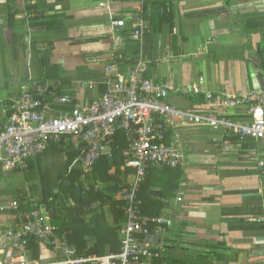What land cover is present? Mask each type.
Instances as JSON below:
<instances>
[{
	"label": "crops",
	"instance_id": "1",
	"mask_svg": "<svg viewBox=\"0 0 264 264\" xmlns=\"http://www.w3.org/2000/svg\"><path fill=\"white\" fill-rule=\"evenodd\" d=\"M138 18L148 28L135 41L132 23ZM121 19L124 27L112 26L111 20ZM139 55L149 62L145 77L171 87L167 103L184 111L210 112L203 97L189 90L200 79L202 89L212 94L240 97L260 92L264 90V0H147L142 4L139 0H0V129L7 120V105L28 79L46 82L57 95L77 103L85 98L93 101L104 91V67L116 64L125 75ZM89 84L94 87L89 89ZM69 108L53 105L54 110ZM218 112L236 122L248 119L244 106ZM175 135L183 147L185 164L149 170L138 192L141 207L147 210L144 213L142 208V212L166 220L160 234V259L155 264H264V140L235 141L232 150L222 154L219 144L224 133L219 128L184 126L169 132L167 139ZM54 150L49 148L32 160L25 174L34 182L38 178L39 188L40 173L46 176L40 161ZM60 153L66 164L68 154ZM101 159L111 163L113 156ZM120 166L122 187L114 195L132 180L133 170L122 171ZM152 186L160 188L159 196L151 194ZM25 198L38 204L41 194L32 199L20 193L12 200L23 202ZM108 205L94 202L91 210ZM108 210L117 225L120 220L115 222ZM96 214L82 218L83 224L71 222L66 237L82 231L84 224L95 228L99 222L100 255L114 253L104 235L110 225L103 213L93 224ZM10 215H1L0 222L13 224ZM83 238L86 250L98 244L96 237ZM38 249L33 260L47 264L59 257L49 246L38 244ZM170 251L183 254L170 258ZM90 255L100 256L98 251Z\"/></svg>",
	"mask_w": 264,
	"mask_h": 264
},
{
	"label": "built area",
	"instance_id": "2",
	"mask_svg": "<svg viewBox=\"0 0 264 264\" xmlns=\"http://www.w3.org/2000/svg\"><path fill=\"white\" fill-rule=\"evenodd\" d=\"M139 1L142 4L147 0ZM111 24L122 28L125 22L111 20ZM132 28L131 38L139 41L148 26L138 18L133 20ZM148 63L139 55L125 75L118 72L116 64L106 65L104 91L93 101L85 98L77 103L57 95L49 85L35 79H28L18 87L7 105L6 123L0 129L2 172H28L29 163L54 145L63 154L76 153L72 167L78 168L83 181L101 158H111L121 135L128 158L121 159L120 169H131L133 174L114 200L124 215L115 231L118 252L100 256L80 254L66 235L57 233L49 213L35 202L0 201V216L11 214L14 221L10 225L4 224V220L0 222V264H45L29 256L27 247L31 239L51 247L59 256L47 264H155L160 259V234L166 220L144 214L138 192L150 169H176L185 164L180 140L177 135L167 139V134L184 126L219 128L224 133L219 144L222 154H228L235 141L264 140V90L240 97L212 94L202 89L200 79L189 90L203 97L210 112L196 114L167 103L168 92L173 89L145 77ZM93 87V84L88 86ZM53 105L70 108L54 110ZM239 106L245 107L246 122L219 115V110ZM26 204L28 208H22Z\"/></svg>",
	"mask_w": 264,
	"mask_h": 264
},
{
	"label": "trees",
	"instance_id": "3",
	"mask_svg": "<svg viewBox=\"0 0 264 264\" xmlns=\"http://www.w3.org/2000/svg\"><path fill=\"white\" fill-rule=\"evenodd\" d=\"M31 25V24H30ZM133 33V30H132ZM42 82V81H41ZM46 83V82H43ZM47 85H49L48 83H46ZM50 86V85H49ZM50 89L53 91V89L50 87ZM54 92V91H53ZM119 137H117V145L118 148L116 150H119L120 152L125 151L126 149V145L125 142L123 140V138L121 137V135H118ZM235 138H233L234 140ZM49 148H54L56 149L57 146L51 145L48 148H46L45 151H47ZM58 149V148H57ZM44 151V152H45ZM60 151V150H59ZM61 152V151H60ZM68 154V158L66 160V164H65V173L61 176V178H57V180L55 181V184L53 183L52 185H48L49 183V175L48 173H46V176L41 172L40 173V184H41V188H40V194H41V198L38 202V206H41L45 209H47L50 212V217L51 220L53 221L52 223L55 222L56 218H61L62 215L65 216L67 215L70 219L73 216L71 213V207H63L61 206V203L58 201L59 197H62L63 195V191L60 188V186H64L66 187V185L64 184L65 180H69L70 181V187H72L73 192L70 194L72 196L73 201L75 202L79 196L82 197V203L83 205L86 207V210L84 209V212L86 214H90L92 212L91 210V205L95 202H99L101 203V205L106 204L110 197H108V195L110 193H116L118 189H120L122 186H120V181H119V162H120V156L116 157L115 159L113 158V161L111 162V164L108 166L106 161H102L103 159H100L91 169L92 170V174L98 172L99 173V178L98 180H92L91 178L85 177L82 182L85 183V186H87L86 188L82 187V184H80V177H81V172L78 171V169H76V174H74L73 169H71V167L73 166V162H72V158H74V156L76 155L75 152L71 151L66 153ZM42 155V154H41ZM39 155V156H41ZM113 155V154H112ZM37 156L36 159L39 157ZM29 170H31V164L29 163ZM90 170V171H91ZM87 175V174H86ZM0 179H2V172L0 170ZM100 183H104V186L99 185ZM79 186L81 188V194L78 195L77 191H76V187ZM55 191V192H54ZM84 194V195H83ZM108 194V195H107ZM85 196V197H84ZM25 197V196H23ZM63 201L66 202L65 197H62ZM26 200V198H25ZM157 203H155L154 205L156 206V212H158L159 210V205H156ZM118 203H112L110 205L111 211L114 214L113 215V219L115 222L122 220L124 218L123 215V211L121 209H119L118 207ZM27 206V205H26ZM118 207V208H117ZM22 208H25L22 205ZM143 208V207H142ZM143 212L147 213V210L143 208ZM153 217H159V216H153ZM96 218V219H95ZM101 218V215L96 214L93 216V221L95 223V221H99ZM54 225V224H53ZM55 226V225H54ZM84 227V230H83ZM82 227V231L80 230L79 232H74V236H69L68 241L70 244H73L77 247V251L78 253L82 254H93L95 251H98V255L101 254L100 248L102 246V243H99L98 240H100V234L101 231L99 230L98 225L96 224L95 228H90L87 225H83ZM58 234H65V230L66 228L61 227V228H57ZM84 236H89L90 238L96 237L97 238V246L93 247L90 250H86L87 248V243L84 240ZM29 246H31L32 248V258H37L38 257V243H36L34 240H30L29 241ZM118 249H116L115 252H118Z\"/></svg>",
	"mask_w": 264,
	"mask_h": 264
},
{
	"label": "rangeland",
	"instance_id": "4",
	"mask_svg": "<svg viewBox=\"0 0 264 264\" xmlns=\"http://www.w3.org/2000/svg\"><path fill=\"white\" fill-rule=\"evenodd\" d=\"M1 80H2V78L0 76V81ZM57 148L54 150L53 153H47V155H45L44 158H42V160L40 161L41 170L44 168V171H46V173H48V175H49V181L53 180L54 184H55V179L58 176H62L65 173V170H66L65 163L63 162V156L61 155L58 146H57ZM112 154H113L112 156H113L114 159L116 157H119V156L122 159H124V160H127V158H128L127 154L125 153V151L120 152L119 150L114 149ZM106 160L107 159H103L102 161H106ZM107 161H106V163H107ZM110 164H111L110 162L107 163L108 166ZM119 164H120V162H119ZM33 168H34L33 171L35 172V177H38V175H36L38 169H36V164L35 163H34V167ZM71 169H73V172H74L78 168L74 169V167H71ZM27 173H24V174H10V173L3 172L2 173V180L0 181V200H2V201H10L12 199H15V197H17V195L20 194V193H24L29 198H32V199L35 198L36 199L40 195V188L37 185L38 184V178H37V181L34 182L35 180L32 179V177H28L27 175H25ZM42 173L44 174L45 172H42ZM74 174H76V172H74ZM151 174H153V173H151ZM122 175H123V177H126L127 173H124ZM85 177L91 178L92 180H95V179L98 180L99 173L96 172V173L92 174V170H91V171H89L87 173V175H85ZM129 180H128V182L131 181V180L130 181ZM80 184H82L83 188H86L84 182L80 181ZM99 185L104 186L105 184L104 183H100ZM60 188L62 189L63 195H64V197L66 199V203H65V201L63 202L65 207L67 208L70 205L72 207L75 204V202L73 201L72 197L70 196V194L73 192L72 187H70V186L64 187V186L61 185ZM114 194L115 193H110L109 195L107 194L108 197H110V199H109V201L107 203H109L110 205L112 203H115V202H113V200L117 199V195H114ZM110 205H108V206L110 207ZM108 208L107 207H98L97 209L92 210L91 213H92V215L95 214V213H97V214L103 213V215L105 217L106 225H110L109 226L110 227L109 231H106L104 233L106 241L110 245L112 244V248L114 250H116L117 248H119L118 236L115 233L117 225L112 223L111 216H110L111 213L108 210ZM140 209H142V207H140ZM86 215H88V214H84V215L82 214L81 217L84 220H87L88 217ZM121 221L122 220H120V223H121ZM54 224L56 225L57 228H61V227L67 228L68 225L69 226L72 225L71 220H69L68 216L65 219H63L62 217L61 218H56ZM93 224H95V223H93ZM98 227H99V222H98ZM83 230H84V227H83ZM111 231H114L115 234L112 233ZM180 253L178 254V251L177 252L176 251H170L168 253V255H169L170 258H172L173 256L175 257V256H180L181 254H183V253H181V254ZM182 256H185V255H182Z\"/></svg>",
	"mask_w": 264,
	"mask_h": 264
},
{
	"label": "water",
	"instance_id": "5",
	"mask_svg": "<svg viewBox=\"0 0 264 264\" xmlns=\"http://www.w3.org/2000/svg\"><path fill=\"white\" fill-rule=\"evenodd\" d=\"M259 81H261L262 83V80L261 79H258ZM122 163V160H120V164ZM64 184L66 186H69L71 183L69 180H65L64 181ZM150 192L151 194L155 195V196H159L160 193L158 192V190L160 188L158 187H150ZM76 191H77V194H81V188L79 186L76 187ZM153 191V192H152ZM58 201L61 203V206L65 207L63 201H62V198H58ZM82 197H78V199L75 201V204L71 207V213L73 214V217L71 218V222L75 223V224H83L84 223V220L82 219L81 215L84 214V209H83V203H82ZM88 227H94L93 225H88ZM172 249H176V250H179V251H190V250H185V249H180L178 247H173Z\"/></svg>",
	"mask_w": 264,
	"mask_h": 264
},
{
	"label": "flooded vegetation",
	"instance_id": "6",
	"mask_svg": "<svg viewBox=\"0 0 264 264\" xmlns=\"http://www.w3.org/2000/svg\"><path fill=\"white\" fill-rule=\"evenodd\" d=\"M80 195V194H79Z\"/></svg>",
	"mask_w": 264,
	"mask_h": 264
}]
</instances>
